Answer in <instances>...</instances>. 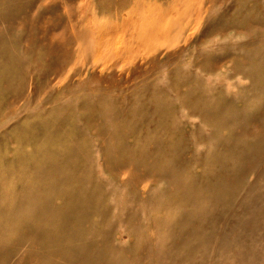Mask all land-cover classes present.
<instances>
[{
	"label": "rangeland",
	"instance_id": "1",
	"mask_svg": "<svg viewBox=\"0 0 264 264\" xmlns=\"http://www.w3.org/2000/svg\"><path fill=\"white\" fill-rule=\"evenodd\" d=\"M0 264H264V0H0Z\"/></svg>",
	"mask_w": 264,
	"mask_h": 264
}]
</instances>
